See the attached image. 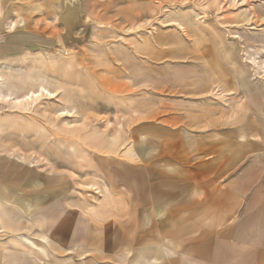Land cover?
Returning a JSON list of instances; mask_svg holds the SVG:
<instances>
[{
    "label": "rangeland",
    "instance_id": "374dc122",
    "mask_svg": "<svg viewBox=\"0 0 264 264\" xmlns=\"http://www.w3.org/2000/svg\"><path fill=\"white\" fill-rule=\"evenodd\" d=\"M238 117L264 0H0V264H229L189 246Z\"/></svg>",
    "mask_w": 264,
    "mask_h": 264
},
{
    "label": "crops",
    "instance_id": "0c3cea01",
    "mask_svg": "<svg viewBox=\"0 0 264 264\" xmlns=\"http://www.w3.org/2000/svg\"><path fill=\"white\" fill-rule=\"evenodd\" d=\"M16 48L9 45L2 50ZM227 134L221 143V152L230 154L227 165L216 172L205 171L200 181L206 208L197 210L195 225L206 228L204 237L191 243L189 250L205 249L206 262L220 259L215 251L226 250L229 253H222V258L229 264H264V145L255 123L243 126L239 117ZM142 259L158 261L149 253Z\"/></svg>",
    "mask_w": 264,
    "mask_h": 264
},
{
    "label": "bare ground",
    "instance_id": "6f19581e",
    "mask_svg": "<svg viewBox=\"0 0 264 264\" xmlns=\"http://www.w3.org/2000/svg\"><path fill=\"white\" fill-rule=\"evenodd\" d=\"M69 11H73V10H71V8L68 9V11H67V13H66L67 15H68ZM63 21H64V20H63ZM65 23H67V22H65Z\"/></svg>",
    "mask_w": 264,
    "mask_h": 264
},
{
    "label": "water",
    "instance_id": "95a60500",
    "mask_svg": "<svg viewBox=\"0 0 264 264\" xmlns=\"http://www.w3.org/2000/svg\"><path fill=\"white\" fill-rule=\"evenodd\" d=\"M74 24V23H73Z\"/></svg>",
    "mask_w": 264,
    "mask_h": 264
}]
</instances>
